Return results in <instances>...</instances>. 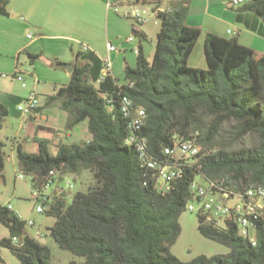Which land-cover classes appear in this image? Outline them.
<instances>
[{
  "label": "trees",
  "instance_id": "obj_1",
  "mask_svg": "<svg viewBox=\"0 0 264 264\" xmlns=\"http://www.w3.org/2000/svg\"><path fill=\"white\" fill-rule=\"evenodd\" d=\"M8 4L9 0H0V17L8 16ZM245 7L264 21V0H250ZM153 10L160 21L153 60L149 62L139 51L137 66L125 67L126 84L118 86L109 76L97 85L102 61L94 53L80 52L77 57L84 63L74 65L69 84L47 98L48 104L68 113V131L87 122L92 140L62 145L52 156L49 141L36 139L38 154L18 148V169L31 179L32 187L52 169L91 174L93 183L87 193H78L71 205L60 198L46 214L56 219L50 236L60 248L84 257L85 264H264V235L254 247L235 229L220 230L200 219L201 235L230 252L200 255L189 262L171 252L181 232L179 220L190 198L194 171L186 169L169 192L156 190L145 176L138 153L126 143L127 121L120 112L124 96L145 109L143 133L156 159L165 158L163 151L173 146L174 135L184 138L194 131H199L203 149L212 150L222 125L234 121L237 137L256 133L259 146L215 151L202 160L204 171L210 178L227 177L238 185L264 184V51L209 33L204 41L207 68H191L188 60L201 31L186 23L188 3H170L163 10L157 3ZM133 33L138 35V29ZM28 56L32 63L40 57ZM8 114L0 102V130ZM3 147L0 179L5 166ZM0 223L9 231V238L0 240V248L10 249L21 264H49V248L27 234L26 222L14 211L0 206ZM13 237L24 238L23 248L13 247Z\"/></svg>",
  "mask_w": 264,
  "mask_h": 264
},
{
  "label": "crops",
  "instance_id": "obj_2",
  "mask_svg": "<svg viewBox=\"0 0 264 264\" xmlns=\"http://www.w3.org/2000/svg\"><path fill=\"white\" fill-rule=\"evenodd\" d=\"M144 1L145 5L153 7L160 3V10L165 9L170 3L178 1L188 3L186 23L201 31L200 39L188 60L191 68L201 70L207 68L204 41L209 33L225 39H236L242 46L258 52L264 49V21L256 13L246 9L245 5L233 8L230 6L231 0ZM129 10L130 6L126 0H9L8 16L0 17V48L7 42H12L15 46L18 44L19 34L23 35L26 30H30L38 35L37 40L49 38L61 40L64 46L70 47L71 53L54 56V66H58L57 63L74 66L84 63L78 59L77 54L82 51L83 47H86L87 52L94 53L101 61L110 57L111 62H114L110 77L118 86H121L127 83L125 67L135 68L138 60V54L135 53L133 57L126 52H135L134 50L139 48L145 56L146 42L149 39H156L160 30L159 27L150 31L147 24L136 27L133 23H128L123 17ZM121 11H124L123 17H121ZM135 28L138 29L139 34L135 35L134 42L127 43L126 39L130 37V32L134 35ZM119 33L128 35L124 42L120 39ZM37 40L34 42L36 43ZM108 42L118 49L109 53ZM23 47L19 44L17 48L19 55L23 53L27 56L29 53L40 55L33 54ZM153 49L155 51V47ZM117 52H124L125 55H118ZM122 59L124 63L121 65L119 63ZM146 59L152 62L150 57ZM71 72L68 70L65 74V81L70 82ZM121 75H124L122 83L120 82ZM13 79L16 80L15 75ZM68 84H55L52 91H41V83L37 81L36 88L39 92H32L38 95L41 106L35 114L28 117H24L18 111V106L25 99L0 90V102L9 112L0 130V145L4 146L3 150L8 159L13 156L17 158L20 146L29 153L38 154L39 144L36 139L49 141L48 148L52 156L58 153L62 145L84 144L92 140L87 122L68 131V113L57 104L46 102L47 98L55 94L58 88ZM8 145L11 155H6L5 149Z\"/></svg>",
  "mask_w": 264,
  "mask_h": 264
},
{
  "label": "rangeland",
  "instance_id": "obj_3",
  "mask_svg": "<svg viewBox=\"0 0 264 264\" xmlns=\"http://www.w3.org/2000/svg\"><path fill=\"white\" fill-rule=\"evenodd\" d=\"M150 10L149 21L146 23L149 30L153 31L160 27V21L153 12L152 5H146ZM121 17L124 16V11L120 12ZM128 23H133L139 27L135 22L124 16ZM28 34L32 37L29 38ZM119 33L122 42L125 41L126 35ZM130 36L133 34L130 32ZM38 35L34 31L26 30L22 35L18 36V44L13 46L12 42H7L0 48V90L17 95L26 99L32 91L39 92L36 88L37 81L41 83V91H52L55 84H68L65 81V74L67 69L54 66L55 55L69 54L71 49L69 46H64L61 40H37ZM136 38V37H135ZM35 40L36 43L34 42ZM137 40V39H136ZM33 54H40V57L32 63L26 53L19 55L17 51L18 46ZM156 39L146 42L145 57L153 60L154 47ZM126 48H129L125 46ZM125 49V48H124ZM264 49L261 51L263 52ZM118 55H125V53L117 52ZM129 56H135V52H126ZM123 59L119 64H123ZM114 66V62H112ZM29 69V70H28ZM23 77L22 81L14 80L13 76L17 73ZM4 75V76H3ZM124 80V75H121V83ZM67 82V83H64ZM25 101V100H24ZM21 101L20 104L24 103ZM211 119H207L209 123ZM260 138L256 133L247 134L241 138L237 137L236 123L234 121L225 122L220 130L219 135L213 142L212 150L207 151H239L242 149L255 148L259 146ZM6 155H11L10 146L5 149ZM23 176V178H20ZM75 188L72 193L66 196L67 204L71 205L75 196L78 193H87L93 181L89 172L84 171L79 175L73 177ZM31 179L23 175L18 169V160L16 156L8 159L5 156V166L3 171V178L0 179V206H11L13 211L19 215L20 219L26 222L27 234L37 240L42 245H46L50 250L49 264H85V258L78 256L68 250L62 249L58 246L55 240L50 236L49 229L54 226L56 219L45 214L36 212L35 203L31 199L32 194ZM34 226H30V222ZM181 232L171 247V252L181 261L189 262L200 255L212 257L215 255H227L230 249L216 241L205 238L199 232V218L195 213L185 210L179 220ZM9 238L8 229L0 223V240ZM0 264H21L18 258L8 248H0Z\"/></svg>",
  "mask_w": 264,
  "mask_h": 264
},
{
  "label": "built area",
  "instance_id": "obj_4",
  "mask_svg": "<svg viewBox=\"0 0 264 264\" xmlns=\"http://www.w3.org/2000/svg\"><path fill=\"white\" fill-rule=\"evenodd\" d=\"M130 10L126 17L132 19L137 26H142L149 21L150 10L144 0H126ZM250 0H231L230 6L241 7ZM153 10V9H152ZM157 15V12L153 10ZM31 38V35H28ZM135 35L126 39L132 43ZM118 48L111 42L107 43L109 53ZM139 54V48L135 50ZM81 52H87L83 47ZM103 70L97 83L112 75V62L110 57L102 59ZM29 70V69H28ZM15 74V79L22 81L23 77ZM4 76V75H3ZM41 103L38 95L31 92L24 103L18 106V111L28 117L36 113ZM120 112L131 127L126 143L140 151L141 162L145 169V176L156 190L165 194L173 188V182L181 179L186 169L194 171V179L190 184V198L186 210L195 213L204 224L212 225L220 230H236L239 237L247 242H255L258 246L259 238L264 235V192L250 190L247 187L230 188L224 180L209 178L201 169V161L211 153H200L197 150V136L194 141L179 140L173 136L171 148L163 151L164 159H156L148 150V138L143 133L147 120L145 109L138 108L134 102L124 96L120 102ZM213 152V151H212ZM73 174L64 173L60 169L50 170L43 178L37 179L33 186L31 199L35 203V210L39 214H48L53 209V204L66 196L75 188ZM23 178V176H20ZM13 211L12 207H7ZM16 214V213H15ZM18 217L19 215L16 214ZM20 218V217H19ZM30 226H34L31 221ZM13 247L21 249L24 246L23 237L11 239Z\"/></svg>",
  "mask_w": 264,
  "mask_h": 264
},
{
  "label": "bare ground",
  "instance_id": "obj_5",
  "mask_svg": "<svg viewBox=\"0 0 264 264\" xmlns=\"http://www.w3.org/2000/svg\"><path fill=\"white\" fill-rule=\"evenodd\" d=\"M127 129H128V135H131V127H127ZM196 136H197V150L200 153H211L210 155H212L213 154L212 151H209V150L207 151V150H204L203 149V147H202V145L200 143V133H199V131L191 132L190 134H188L184 138L180 137L179 135H176V137L179 140H184V141H194V140H196ZM127 144L132 147V144L131 143H127ZM135 150L138 153V157H139L140 163H141V165L143 167V162H141L140 151H138L137 149H135ZM210 155H208V156H210ZM208 156H206V157H208ZM201 169H202V171H204V167H203V162L202 161H201ZM218 180H224L229 185L230 188H243V187H247V188H249L250 190H253V191L264 192V184H255V185H249V186H246V185H243V184L242 185H238L236 182L234 183V182L230 181V179H228L227 177H223V178L221 177V178H218ZM249 243L252 246L255 247V242H249Z\"/></svg>",
  "mask_w": 264,
  "mask_h": 264
},
{
  "label": "water",
  "instance_id": "obj_6",
  "mask_svg": "<svg viewBox=\"0 0 264 264\" xmlns=\"http://www.w3.org/2000/svg\"><path fill=\"white\" fill-rule=\"evenodd\" d=\"M64 68L68 69L69 71H73L74 66H72V65H64Z\"/></svg>",
  "mask_w": 264,
  "mask_h": 264
}]
</instances>
